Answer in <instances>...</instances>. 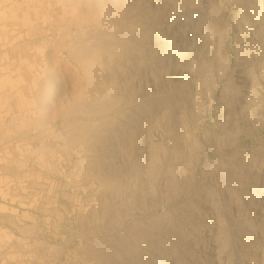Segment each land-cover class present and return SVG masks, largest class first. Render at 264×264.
Wrapping results in <instances>:
<instances>
[{
  "label": "rangeland",
  "instance_id": "374dc122",
  "mask_svg": "<svg viewBox=\"0 0 264 264\" xmlns=\"http://www.w3.org/2000/svg\"><path fill=\"white\" fill-rule=\"evenodd\" d=\"M0 10V264H264V0Z\"/></svg>",
  "mask_w": 264,
  "mask_h": 264
},
{
  "label": "crops",
  "instance_id": "0c3cea01",
  "mask_svg": "<svg viewBox=\"0 0 264 264\" xmlns=\"http://www.w3.org/2000/svg\"><path fill=\"white\" fill-rule=\"evenodd\" d=\"M6 27L5 25H3V22L0 21V32H1V28H4ZM9 31H16L17 29L21 30L22 27L21 25L18 26L16 24H9L7 26V28ZM28 29V28H27ZM29 29H32V28H29ZM3 39L0 38V44L2 43ZM2 133H0V137H1ZM1 143V141H0ZM3 170H4V166H2V164L0 163V179H2L4 176H3ZM6 190L7 188L5 187L4 183L0 184V199L2 197V195H6ZM7 208V206L5 204H3L1 201H0V216H1V212H3V210H5Z\"/></svg>",
  "mask_w": 264,
  "mask_h": 264
},
{
  "label": "bare ground",
  "instance_id": "6f19581e",
  "mask_svg": "<svg viewBox=\"0 0 264 264\" xmlns=\"http://www.w3.org/2000/svg\"><path fill=\"white\" fill-rule=\"evenodd\" d=\"M26 3H27V2H26ZM14 9H15V8H14ZM0 11H1V10H0ZM1 18H2V17H1ZM0 20H1V19H0ZM239 78H241V77H239ZM240 85H241V84H239V86H237V87H240Z\"/></svg>",
  "mask_w": 264,
  "mask_h": 264
}]
</instances>
